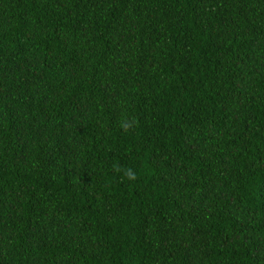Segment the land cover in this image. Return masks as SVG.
Returning a JSON list of instances; mask_svg holds the SVG:
<instances>
[{
    "label": "trees",
    "instance_id": "1",
    "mask_svg": "<svg viewBox=\"0 0 264 264\" xmlns=\"http://www.w3.org/2000/svg\"><path fill=\"white\" fill-rule=\"evenodd\" d=\"M0 264H264V0H0Z\"/></svg>",
    "mask_w": 264,
    "mask_h": 264
}]
</instances>
